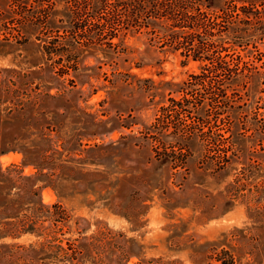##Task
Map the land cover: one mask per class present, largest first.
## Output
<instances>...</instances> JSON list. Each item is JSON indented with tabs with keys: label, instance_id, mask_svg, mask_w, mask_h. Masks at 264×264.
<instances>
[{
	"label": "rangeland",
	"instance_id": "rangeland-1",
	"mask_svg": "<svg viewBox=\"0 0 264 264\" xmlns=\"http://www.w3.org/2000/svg\"><path fill=\"white\" fill-rule=\"evenodd\" d=\"M209 3L247 7V51L236 50L255 66L257 83L254 96L238 91L247 111L243 163L214 175L201 170L194 149L182 167L163 158L172 125L208 129L193 107L169 114L165 127L155 117L169 98L184 94L192 104L203 83L212 92L221 72L149 40L148 27L121 39L118 22L100 18L107 9L75 20L72 0H0V173L54 168L51 186L37 194L16 173L1 178L0 264L84 263L91 248L105 260L123 253L119 264H264V141L251 129L259 125L252 115L264 124V0ZM52 5L44 24L40 10ZM80 28H98L94 40L104 49L124 50L113 61L85 52L71 67ZM50 47L60 52L48 56ZM201 72L204 81L189 79ZM216 108L209 104V113Z\"/></svg>",
	"mask_w": 264,
	"mask_h": 264
},
{
	"label": "trees",
	"instance_id": "trees-1",
	"mask_svg": "<svg viewBox=\"0 0 264 264\" xmlns=\"http://www.w3.org/2000/svg\"><path fill=\"white\" fill-rule=\"evenodd\" d=\"M72 2L73 9L69 13L75 20H79L83 15L92 18L98 17L101 9H107L105 17L100 18H104L109 23L114 22L115 19V22L119 24L117 30L120 32L121 39L129 32L135 33L140 28L148 27L145 34L149 35L150 33L149 40L160 42V44L166 40L173 51L179 49V54L184 60L188 58L200 62L206 60L213 70H218L223 75V79L212 92L209 91L211 87L203 83V94L198 95L197 98L194 97L195 100L192 104L190 99L182 94L180 99L169 98V104L160 107V114L155 117V122H158L160 128L167 125L166 120L169 114L190 113V107H193L196 113V121L199 120L201 125L208 128L205 130L198 128L195 131L191 130L192 128L188 125L179 123L172 125V129L163 134L164 137H169L168 142H162L163 151L169 149L168 153H163V158L169 160L174 166L182 167L185 162L183 161L185 153L194 149L201 158L199 159L201 170L209 175L217 174L233 162L243 163L242 151L247 147L245 141L248 138V135L245 134L247 111L245 107L237 103L241 99L238 91L241 88L244 89V95L249 96L251 93L254 96L257 84L254 79L256 72L250 69L254 65L251 62L247 63V59H242L236 50L239 48L247 51V21L250 19L247 17L246 6L237 7L230 4L212 7L209 0H72ZM40 11L43 14L42 22L49 24L50 18L54 16L53 5ZM40 11H38L39 14ZM97 31L99 32L98 28L76 29L75 32H78L76 35H81L82 39H77L73 45H70V50H73L77 55L72 61L71 67H77L79 55L85 52L100 51L105 58L113 61L124 50L119 43H107L108 47L104 49L100 43L96 42L97 39L94 40ZM108 32L109 38L115 36L113 31ZM58 51V49L50 47L45 53L49 56ZM61 73H65V71H61ZM200 75L199 79L204 81L202 72L199 76L190 74L189 79H196ZM185 83L188 84L190 81ZM227 90L230 92L227 93ZM212 103L217 108L213 113H209L208 105ZM221 113L224 115L220 118L226 121L224 128L217 127L216 123L217 120H220L218 115ZM209 116L212 117V120ZM251 120L259 123V125L251 127L259 134L257 140L264 141V124L256 119V115H252ZM212 125L216 129H211ZM220 129L222 131H219ZM38 168L40 171L38 170L34 176H22L13 169H6L5 172L0 173V183L1 178H4V173L8 179L11 174L16 173L18 178L27 180V187L24 191L29 195L37 194L38 189L51 186V175L54 171V168H47L52 172H42L45 168L42 166ZM41 177L44 178L39 179ZM30 179H36L41 184L32 188L34 183H31ZM26 231H33V223H30ZM91 246L98 247L99 245L91 243ZM81 248L82 245L79 246L80 251L72 250L71 260L77 252L82 253ZM91 250L94 255L84 263L72 262L71 264H119V260L123 259V253H119L120 257L117 256L116 259L111 258V255L106 260L100 255L97 258L95 257L97 252L92 248Z\"/></svg>",
	"mask_w": 264,
	"mask_h": 264
}]
</instances>
